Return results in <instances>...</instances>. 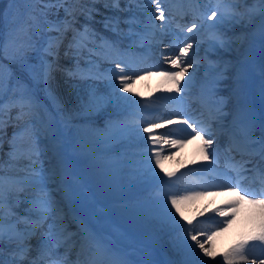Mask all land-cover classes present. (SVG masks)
I'll return each mask as SVG.
<instances>
[{
  "label": "bare ground",
  "instance_id": "bare-ground-1",
  "mask_svg": "<svg viewBox=\"0 0 264 264\" xmlns=\"http://www.w3.org/2000/svg\"><path fill=\"white\" fill-rule=\"evenodd\" d=\"M106 2L105 0H101ZM121 4L125 7L111 6L109 11L104 12L100 8H93L91 6H85L81 10V17H86L85 13L89 10H96L94 13L95 20H103L108 22L109 27H112V38H105L108 44L113 45L119 44L122 49L128 51V54L124 55L121 61L120 55L112 52L111 50H101L96 47V42L90 39L91 43L87 41V46L79 50L75 48H70V44L67 43L66 38H68V32L64 34L63 42L61 43V50L63 53L66 51L71 53L70 56L73 57L71 67L76 71V74L69 72L67 76L65 73L52 69L51 78L48 81L47 87L52 95L53 101L57 106L59 113L67 115L70 113L72 119L83 118L84 120H90L92 113L95 112L100 106L108 104L111 109L109 112L110 116L113 117V121L105 122L108 127L99 126H87L86 135L88 136L81 143L69 144L64 143V136L58 133L59 129L52 130L49 126L45 125L42 127L44 131L43 135L48 138V144H43L42 148L45 152L42 156L40 155L39 163L44 162L46 159L48 161V172H45L47 179V190L51 193L52 198L57 202V207L59 209V214L67 215L73 219L72 214L75 210L71 208V193L74 187L71 185H66L62 183L63 170L66 168L70 171L74 181H83V175L79 170V166L83 159L89 155H101L105 161L103 165L109 171H113L118 176V179L123 180L125 187H129V191L121 196L117 195L115 199H124L128 201L129 208L126 210L127 214H119V218L123 221L128 219V228L131 233H134L132 238L133 244H125L120 241L111 239L110 232L112 231V224L115 226L119 223L117 221H111L103 213H99V217L94 222V229L101 235H94L92 229L88 224H80V236L85 239V242L91 245V247L98 253L97 245H102L108 250L107 254L101 256L104 264H115L118 260L127 261V264H185V261L191 262V264H201V261H209V264H223L222 253L226 252L230 247L236 244L246 236L247 232L258 225V216L246 207H242L237 213L232 222L228 225L223 235L215 241H211V248L216 256L207 257L204 256L203 252L200 251L199 247L195 244V241L191 239V235H197V239L202 242L206 241L204 236V225L203 222L207 221L210 216H219V213L213 212L212 210L218 206L222 207L227 201L234 198L233 193L226 194V191H212L208 192L207 195L192 196L189 199L181 200L179 203L180 211L176 212V209L172 206L169 197L175 195L177 197L185 196L188 193L194 192L188 190V188L195 186L194 174H198L193 170L192 166H196L205 160L202 158L204 155L203 146H199L197 142L200 139L199 136H195L192 140L187 141L180 147L175 145H169L161 137H167L168 139H178L170 138L169 133H175V128L172 127L173 124L180 122V118L167 117L162 122H153V115L159 112H163L164 115H169L171 112L166 107L163 101L169 99L177 104L179 108L183 109L186 106L197 107L202 105V109L205 110V119L209 125L208 130L212 133L211 136H207L205 139H212L213 144L208 148L207 154L213 155V150L215 148V143L217 138L221 135V131L226 129L227 126L233 128L240 135L241 127L247 126L250 136L253 139L259 140L264 136V103L256 99L257 94L264 97V87L256 86L254 90H251V94L247 93L246 88H242L238 81L241 73V69L244 67V63H251L250 59L247 57L240 62L236 72L233 74L234 86H226V89L231 90L232 98L234 102L232 104H238L243 98L244 103L251 107V112L243 114L242 111L236 110V114L231 116L227 114L224 110L223 105L226 103L225 100L216 101L214 98L221 96L217 90L223 84L226 76H222V71L211 70L207 66L200 67L199 61H197L192 67L188 68L187 73L183 78L180 79L181 89L184 93L182 96L181 92L177 93L175 87H173V82L168 78L166 73L147 71L145 73L135 74L138 62L137 58L139 56H134L133 53L137 54H155V56H162L163 60H170L173 58L169 56V52L166 51V47H162L171 40L167 37L168 34L174 35L181 34L182 39L186 41L195 38L197 36L206 35L210 39L211 44L207 46H212L215 41L213 37L217 35L219 30L221 18L220 13L216 17L211 16V19L205 21H195L199 27L193 29L191 33L187 32V29L181 33H176L172 31V23H177L176 19L184 20L189 17V13H183L178 11L176 4H180V1L184 0H159L160 6H165L167 14L169 15L168 20L171 21H161L159 13L156 12L155 3H150L149 0H145V6L142 7L140 12L129 13L124 17L123 21L116 24V15L120 14L122 11H127L126 8L131 4L130 0H119ZM197 3L202 1L203 4L209 5L211 0H196ZM214 1V0H212ZM244 2V0H241ZM47 0H44V9L47 14V19L49 21L64 20L66 18L64 7H45ZM115 3V2H114ZM116 4V3H115ZM112 5V4H111ZM202 6V4H200ZM226 2H219L217 4L218 8L223 9L225 12L228 11ZM261 6L258 4L254 5L253 15L250 24L251 28L248 31L247 40L238 52V57H245V48L250 51L252 43H256L260 48L264 49V15H261L258 9ZM125 9V10H122ZM162 9V8H161ZM163 10V9H162ZM72 16L67 17V19L73 20V26L83 24L84 18H79L78 12ZM166 17V12L164 13ZM226 14V13H225ZM113 16V18H111ZM177 17V18H176ZM111 18L112 22H109ZM166 23V24H164ZM193 23V22H192ZM192 23L189 27H191ZM163 25V28H161ZM220 31V30H219ZM184 34V35H183ZM162 35L166 38H162ZM49 36L57 37L59 33L53 31L49 32ZM181 38V36H180ZM165 39V40H164ZM171 39H174L171 37ZM206 39V38H205ZM66 40V41H64ZM179 40V39H175ZM193 48L189 50L188 54L197 53L200 57L204 56L208 63H214V56H211V49L206 48L202 50L199 41H194ZM202 44V43H201ZM205 48V47H204ZM92 49L93 52L98 54H93L89 52ZM52 57H47L51 61ZM112 58H118V63L122 68L125 69L124 75L131 77L129 82V88L131 91H125L120 88V82L116 78L121 73L117 69L116 64L112 65L104 60H111ZM85 59V60H84ZM84 60V62H89V65L85 66L83 69L76 70L74 65ZM108 60V61H109ZM264 62V61H260ZM238 64V62L236 61ZM172 64V63H171ZM209 65V64H208ZM104 66L109 68L104 69ZM210 67V66H209ZM240 69V70H239ZM264 69V68H263ZM135 74V75H134ZM263 83H264V72H263ZM119 88V93L114 96V87ZM224 87V84L222 85ZM177 87V86H176ZM116 89V90H117ZM197 89V90H196ZM71 93L70 96L76 98L72 106L65 103L60 104V97L62 96V101L66 102L65 94ZM246 92V93H245ZM83 93H87L86 100L83 99ZM117 97H127V99H117ZM178 97V99H177ZM255 98V99H254ZM232 99V100H233ZM193 100V102L191 101ZM264 101V100H261ZM141 102V103H137ZM143 103H151L152 110L148 112H142L141 108ZM66 107V109L64 108ZM37 109V108H35ZM101 110V109H100ZM19 109L12 108L9 112L5 109V114L3 117L4 122L0 124V131L3 126L8 121H13L15 115L17 116ZM27 111V110H26ZM9 112V113H8ZM113 112V113H112ZM12 113H15L11 116ZM166 113V114H165ZM214 117V120H210V117ZM30 117V116H29ZM148 121L152 124H159L161 127L153 129V135L149 136L147 132H144V128L148 126V123L143 122ZM171 121V123H167ZM257 122L262 125V128L256 133L254 128ZM4 128L0 133V161L4 163L5 169L8 168L9 155H4L3 149L1 151L2 142L5 141V130ZM184 129L190 132V128L183 126ZM207 130V131H208ZM221 130V131H220ZM192 131V130H191ZM51 136V138H50ZM54 137V139H53ZM153 138L158 140L157 144H153ZM231 141L229 147L234 152L233 156L229 157V160L234 157V163L239 161L240 151L237 149L238 142L241 140V135L239 137H233L231 134ZM201 140V139H200ZM20 142V141H19ZM89 146L84 148V146ZM161 150L160 164L157 166L156 160L153 154V150ZM62 154V157L61 155ZM46 156V158H45ZM63 159L62 164H57V161ZM238 158V159H237ZM257 158L254 160V165L257 163ZM27 161H20L17 167H22ZM228 163L227 165H229ZM55 166V172L53 168ZM44 167V165H43ZM218 174H228L226 168H214ZM167 173H173L172 177H169ZM15 174V170L13 173ZM201 174V173H200ZM198 174V176H200ZM23 175V173H20ZM121 177V178H120ZM203 182L209 183L207 179H202ZM73 184V182H72ZM154 184L158 187L163 188V193L159 197L150 196L144 197V195L149 191L154 189ZM151 194V193H150ZM31 194L26 192H16L13 191L7 196V202L5 206V222L16 221L19 218H23L22 213L18 212L20 208H25L29 206L27 203L30 199ZM211 197V198H210ZM256 199L264 197H254ZM10 202L19 209H12L10 207ZM27 204V205H26ZM92 206L84 202L83 212L81 215L85 218H92V214L95 212L94 206L99 204V200L93 199ZM165 205L167 209L171 210L173 220L168 216L165 211ZM11 209L12 216L9 218L8 210ZM76 214V213H75ZM212 218V217H210ZM223 220L224 217H221ZM107 221V222H106ZM184 227H179L176 223ZM18 230L23 231L25 225L23 223L17 224ZM69 230V229H68ZM191 232V235H189ZM130 239V236H128ZM40 239V243H41ZM136 241H143L146 246H153L159 252V257H152L153 254L148 251H142L137 249L139 254L134 256L129 248L133 246ZM169 241V243H167ZM29 242V247H33L28 258H37L40 252H38L39 244L29 241L27 239L26 243ZM209 246L208 244L205 245ZM150 250H154L150 248ZM37 252V253H36ZM2 256H5L2 254ZM3 260V257H0ZM258 258V259H255ZM7 259V258H5ZM249 261L251 260H262V255L256 257L254 255L248 256ZM6 261V260H5ZM3 264H16V262H5ZM43 264H49V262H43ZM78 264H86L85 261H79Z\"/></svg>",
  "mask_w": 264,
  "mask_h": 264
},
{
  "label": "snow or ice",
  "instance_id": "snow-or-ice-1",
  "mask_svg": "<svg viewBox=\"0 0 264 264\" xmlns=\"http://www.w3.org/2000/svg\"><path fill=\"white\" fill-rule=\"evenodd\" d=\"M36 3H43L44 0H35ZM73 2H79V0H47L45 7H64L66 4H70ZM116 4L119 3V0H114ZM150 3H155L156 12L159 13V19L161 21L165 20V14L161 9L159 0H149ZM218 2H228L232 4L240 3L241 0H218ZM255 3L260 5L261 7L258 9L261 15H264V0H255ZM65 16L64 20L57 21H49L46 19V13H42L45 15V23L48 25L44 31L46 32H57L59 36L57 37H47L46 45L43 47V55L40 56L39 65L32 66L35 69V75L38 79L43 80L45 85L47 86L49 79L51 78V72L53 69V64L55 60L58 58L59 54V45L63 42V36L65 33L72 28L73 20L67 19V17L72 16L73 9L69 7H64ZM252 11L251 9L249 10ZM88 15H91V10L88 11ZM218 12L216 10L212 11V16L216 17ZM236 15V13L229 11L227 14L220 13V16L223 19H231ZM35 26H36V34L40 33V26L36 23V18H30ZM211 19V17H209ZM118 23V22H117ZM105 27H108V22L106 20ZM199 25L195 22L192 23L191 27L187 28V32L191 33L193 29H197ZM163 28V25H161ZM28 26H25L22 31L27 35ZM73 40L70 42V48H75L77 50L86 47L87 41L84 39L87 36H92L95 38V32H91L87 26H84L83 31L74 30ZM31 35H27V41H31ZM213 39L219 43L221 46L224 45V40L220 35H215ZM103 40V38H101ZM27 41L22 42L20 44L21 49L34 48L35 44L28 43ZM98 49L101 50H112L118 53V49H115L114 45L108 44L106 41L96 45ZM193 48L192 42H187L180 49V53L173 57L170 60V63L174 64L176 67L180 69L179 72H169L165 75L173 82V87L177 93L181 92L182 89L180 87H176L180 84V79L184 77L187 73L188 68L192 67L190 63H185V56H187L189 50ZM39 51V49H36ZM90 53L98 54L93 52L92 49H89ZM24 52H21V56L23 57ZM53 57L51 61L47 59V57ZM91 63V61H89ZM117 69L121 73L116 78L120 82V88L125 91H131L129 88V82L131 81V77L124 75L125 69L120 66L119 63L116 64ZM6 91V83L2 73V69H0V124L4 122L3 117L5 114V109L9 112L12 108H18L19 111L17 113L16 119H23L25 115H28L32 112L36 105L34 104V100L32 95L24 89L20 92L18 96L15 98H10L9 101H4V95ZM117 99H127V97H117ZM178 99V97H177ZM141 103V102H137ZM27 110V111H26ZM152 110L151 103H143L141 111L148 112ZM174 115H180L181 112L177 109ZM148 123V126L144 128V132H147L149 136L153 135V129L161 127L159 124H152L148 121H143ZM167 123H171V121H167ZM182 125H186L187 128L192 130L191 133H187L186 129L184 130L186 134L191 138L194 133L195 136H199L203 141V149L204 155L203 159L207 160L208 148L213 144L212 139H205V136H211L212 133L207 131L204 127H197L201 122L189 120H182L179 122ZM203 133V135H202ZM34 132L32 125L30 123H26L25 126L20 129L18 132L13 134V140L10 142V152H9V162L8 168L5 169L4 163L0 161V243L3 242L5 238L9 240V242L16 244V252L15 255L18 257L16 264H24V261L27 260L28 255L31 252V248L26 245V241L32 235L36 234L38 231L42 232V241L40 243L38 251L40 252V256L37 258L31 259L27 261V264H43V261L46 259L49 264H67V261L57 255V249L62 243L67 242V237L64 235L67 231L63 217L59 214V209L57 207V202L52 198L51 193L47 190V179L45 175V169L42 164L39 163L41 151L37 148V143L34 139ZM169 135H173V133H169ZM241 140L243 144L244 153L250 156H258L260 163H258L253 168L249 169L246 167V164L250 163V161L236 162L230 165L232 171L235 174L236 179L233 180L231 177L219 174L222 176L218 182L214 183H201L200 187H213L221 191H226L234 194V198L227 201L222 207L218 206L214 208L212 211L219 213L221 217L224 219L220 222L223 227H227L232 219L235 218L237 213L241 210L244 205H247L253 213H255L259 218L258 229H254L246 238L241 239L232 247H230L226 252L222 253L223 264H264V260H251L249 261L247 250L250 246V242H258V245L261 248H264V198L256 199L254 197L260 196L264 197V136H262L259 140L251 139L250 133L248 131L247 126L241 127ZM54 139V137H53ZM165 142L169 145H175L176 147L182 146L187 141L185 139H168L167 137H161ZM17 141H20L19 143ZM153 144H157L158 140L153 138ZM153 154L156 160L157 166L160 164L161 150H153ZM62 157V154H60ZM20 161H27L22 167H17ZM63 159L57 161V164H62ZM15 170V174L13 173ZM53 172H55V166L53 168ZM23 173V175H20ZM248 173H252V182L259 185L260 191L249 190L247 187H244L243 182L246 179H249ZM63 179L62 183L66 185H71L74 182V177H72L70 171L68 169L63 170ZM169 177H172L173 173H167ZM207 178H205L206 180ZM31 188L32 194L29 199V216L19 218L16 221H10L9 223H5V206L7 202L8 194H11L13 191L21 192L24 191L25 188ZM203 192H191L185 196L177 197L175 195L169 197L172 206L176 209V212L179 213V203L181 200L189 199L192 196L204 195ZM165 211L168 216H170L173 220L175 217H172L171 210L167 209V205H165ZM11 209L8 210L9 218L12 216ZM34 217V218H33ZM23 223L25 228L23 231L18 230L17 224ZM179 227H184L183 225H179V222L176 221ZM222 230V229H221ZM191 235V232H189ZM199 235V233L197 234ZM197 235H191V239L195 241V244L199 247L200 251L203 252L204 256L207 257H215L216 253L212 251L210 241L212 239L211 236L208 237V240L202 242L197 239ZM208 244L209 246H205ZM97 251L101 256L107 254L108 250L104 248L102 245H97ZM2 256V254H0ZM0 264H3L2 258H0ZM90 264H104L103 259H94L90 261ZM115 264H127V261L118 260ZM185 264H191L189 261H185ZM201 264H209V261H201Z\"/></svg>",
  "mask_w": 264,
  "mask_h": 264
},
{
  "label": "rangeland",
  "instance_id": "rangeland-1",
  "mask_svg": "<svg viewBox=\"0 0 264 264\" xmlns=\"http://www.w3.org/2000/svg\"><path fill=\"white\" fill-rule=\"evenodd\" d=\"M106 1L107 2L101 0H79V2L66 4V6L73 9V11L75 12L74 14L78 12L79 15L81 13V10L84 9L85 6L100 8L101 10H104V12H106L110 8V4L114 5V0ZM215 2L217 3L218 0H216ZM255 4V0H244V2H240L237 4L228 3L226 7L229 8V11L236 13V15L231 19H223L222 17L219 18L220 31L218 30L217 35H220L221 38L224 40L225 43L223 46H221L216 41L212 43V46H207V44H211L209 42L212 38L206 35L197 36L186 41L185 39H182V35L179 34V38L180 36L181 38L179 40H174L173 42V39H171L172 36H170L169 34L167 37H169L172 43H166L164 47H168L166 49L169 51V56L172 57L178 55L180 53V49L184 46V44L190 41H199L202 50H206L207 47L208 49L213 50L210 54L211 56L215 55L214 63H208L207 59L204 56L200 57L199 59V54L197 53H192L185 56L184 62L194 65L197 61H199L201 62L200 67L207 66L208 69H217L222 71V76L224 75L228 77L223 79L225 80L224 83L222 81V83L224 84V88H222V84L217 90V92L219 91L220 95H223L222 98L225 96L226 98L228 97L232 99L231 90L226 89L225 85L234 86L233 74L235 73L236 69L241 66L239 65L240 62L242 61L243 64V61L246 60L247 57L250 59L251 63L248 62L244 65L243 73H241L238 80H240V83L245 84L244 86L256 85L257 87H264L262 76L263 73L256 67V64L263 59V52L260 51L259 47H250V51H248L247 57L237 56L239 50H241L245 44L244 40H247L248 31L251 28L250 21L254 17L253 8ZM115 6H123V4H118ZM250 9L252 10L251 12L249 11ZM213 10H216L217 12H223V9L218 8L217 4L214 7H212V5L211 7L207 8L206 6H203L202 9L196 6L195 12H193V16H191V13L189 12L191 19L189 16V20L182 21L179 27H176V30L180 32L186 30L193 21L200 20L206 22L209 17L212 16ZM228 12H226V14ZM42 13H46L44 9V4L36 3L35 0H0V69H2V73L6 83L4 101L7 102L10 98H15L20 94L21 91L27 89V91L33 97L34 104L36 105L35 108H37L30 112L28 115H25L23 119L20 120L16 119L15 115L13 121H8L3 126L0 133L4 128H7V126H9L8 129H6L4 132L5 135L3 134V136L5 137V141H3L1 145V151L3 149L4 155H9L10 142L13 140V134L22 129L26 123H30L32 125L33 132L35 134L34 139L37 143V148L41 151L42 156L45 153L43 151L42 146L43 144H46L48 142V138H45L43 135V126L47 125L52 130L59 129L60 131H58V133L64 136V143L73 144L79 143V141L81 142V140L83 141L88 137L86 135L87 126H99L101 128H106L108 126L107 124H105V122H109L111 120L110 115L108 114V118L106 112L113 108H109L108 104L100 106L95 112H93V118H91L90 120H84L83 118L72 119L70 113L67 115L59 113V110L55 105V102L53 101L52 95L50 94L48 87L45 85L43 80L38 79L36 77L35 69H33L32 67L34 65H39L40 56L43 55V47L46 45L47 37H49V32L44 31V29H46L48 25L44 22L45 15H43ZM94 13H97V11L91 10L90 16L88 15V12L85 13V18H87L88 20V29L91 32H95V38H93L92 36H87L84 39H87L90 43V39H93L97 43L96 45H99L103 41L101 40L102 36L100 35L99 31H104L108 37H111V33L108 32V30H110V27H105L106 21L95 20L93 17L95 16ZM31 17H35L36 23H38L40 26L39 35L36 34L37 29L34 22L30 19ZM79 18H82L81 15L79 16ZM25 26H28L29 30L27 35H31V41H27V35L22 31ZM83 28L84 26L72 25V28L68 31L69 37L66 38L67 43L70 44V42L73 40V29L82 32ZM63 38L65 39V37ZM25 41L30 44L34 43L35 49L31 47L27 49H21L19 46L22 42ZM160 45L163 46V44ZM36 49H39V51H37ZM115 49H119V47L116 46ZM60 50L61 44L59 45L58 58L53 64L55 73L56 71L61 72L62 74L65 73V76H67L69 72L76 74L75 70H73V67H71L73 66V60H70L71 58L73 59V57L70 56L71 53H68L69 51L63 53ZM21 52H24L23 57L21 56ZM52 59L53 57L50 60ZM84 60H81V62L74 65V68L76 70H80L81 68H83ZM141 61L143 63H140L138 68L139 70H137V74L143 73L142 71L145 70H152L163 73L180 71L178 67H176L174 64H171L168 60H163L161 57H157L155 55L146 56L142 58ZM236 61L238 62V64L236 63ZM8 64H10V66ZM27 73L31 76H29ZM30 77L31 79L33 78V80H31ZM116 89L117 87H115L114 89V96H117L119 93V88L117 90ZM249 91L251 92L250 89ZM181 93V95L183 96L184 93ZM70 94V92L65 94L64 99H66V102L62 101V96L60 97L59 102L62 105V108L65 103L72 106L73 103L76 101V98H74V96H70ZM86 95L87 93H83L84 100H86ZM257 95L259 98H263L262 95ZM177 106L178 105L176 104V109H178ZM64 108L66 109V107ZM14 114L15 113H12L11 116H13ZM167 117L168 115L166 116L163 114V112H159L153 116V121L159 122L166 119ZM172 117L177 119L180 118V120L186 119L185 116H182V114H173ZM17 142L19 143V141ZM197 144L199 146H203V141H198ZM84 148L89 149V146L85 145ZM209 159L211 158L209 157ZM103 161H105V159L101 155L93 154L83 159L82 165L80 167V170L84 175L83 181H74L73 186H75L80 191V193H84L85 195H87L88 198L89 195L87 191H89V193L97 191L98 193L103 194L105 197L110 199L109 202L111 204V207H115L116 211L121 209L123 210L124 208L128 209L129 204L127 202L123 203L119 200L112 201L111 198H113L114 196L112 193H119L120 188L123 187V185H126V183H123V180L118 179L116 173L107 170L102 163ZM41 164L42 166L44 165L43 168L47 173L49 167L47 159L44 162L42 161ZM31 190L30 188L26 187L23 192H29ZM202 190L203 193H205L204 195L206 196L208 190H206V188ZM10 205L16 208L13 202H10ZM28 211L29 209H26L24 211L26 213L23 214L27 215ZM214 224L215 225L213 227L217 228L219 227V225L217 224H220V222ZM221 231L215 232L216 234H219ZM215 232H212L210 236L213 237V233ZM33 236L36 235L34 234ZM167 243H169V241H167ZM1 248L5 249L3 253ZM15 252L16 244L9 242L7 238H5L2 243H0V254L6 255L2 256L4 261H7V259H9L11 262L17 261L18 257L15 255ZM27 261L28 259L24 261V264H27Z\"/></svg>",
  "mask_w": 264,
  "mask_h": 264
}]
</instances>
